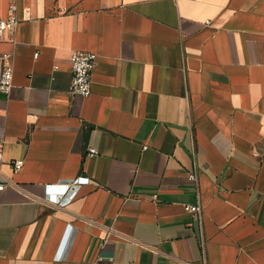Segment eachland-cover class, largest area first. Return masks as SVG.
Here are the masks:
<instances>
[{"label":"crops","instance_id":"1","mask_svg":"<svg viewBox=\"0 0 264 264\" xmlns=\"http://www.w3.org/2000/svg\"><path fill=\"white\" fill-rule=\"evenodd\" d=\"M11 3L0 264H264V0H0V16ZM74 50L97 54L88 96L68 92ZM78 176L68 204L47 199Z\"/></svg>","mask_w":264,"mask_h":264},{"label":"built area","instance_id":"2","mask_svg":"<svg viewBox=\"0 0 264 264\" xmlns=\"http://www.w3.org/2000/svg\"><path fill=\"white\" fill-rule=\"evenodd\" d=\"M17 8L18 6L16 3H11L8 8V16H0V35L8 29L15 28L18 23ZM71 55L72 77L68 86V92L71 94L88 96L92 92V72L97 61V54L93 51L74 50ZM5 56L6 55H4V57ZM13 77L14 68L12 64L5 63L2 67H0V93H10L13 87ZM147 146V144H144L143 148H146ZM96 153H98V149L96 147H89L88 154L94 155ZM22 165V159L15 160V169L21 168ZM189 179L195 183L196 186H198V174L195 169L189 172ZM88 180L89 177L87 176H78L77 178L63 181L61 182L63 189L59 193L53 194L47 192L46 197L48 200L58 205H66L75 197L77 193L76 188ZM4 187V181L0 180V189H3ZM185 207L201 217L203 207L200 200L193 204H186Z\"/></svg>","mask_w":264,"mask_h":264}]
</instances>
